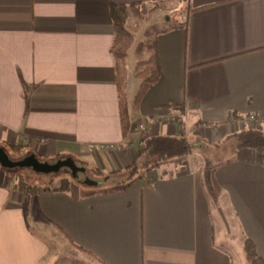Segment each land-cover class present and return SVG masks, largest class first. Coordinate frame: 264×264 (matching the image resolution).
<instances>
[{"label":"crops","instance_id":"1","mask_svg":"<svg viewBox=\"0 0 264 264\" xmlns=\"http://www.w3.org/2000/svg\"><path fill=\"white\" fill-rule=\"evenodd\" d=\"M156 1L0 0V142L111 171L131 163L140 134L216 141L251 126L249 115L263 125L264 0H176L161 11L159 78L123 137L109 3ZM203 168L193 150L183 168L161 163L123 190L69 180L31 201L0 167V264H41L56 241L76 259L59 264H235L221 241L236 249L244 238L264 260V162L240 149L213 169L214 197Z\"/></svg>","mask_w":264,"mask_h":264},{"label":"trees","instance_id":"2","mask_svg":"<svg viewBox=\"0 0 264 264\" xmlns=\"http://www.w3.org/2000/svg\"><path fill=\"white\" fill-rule=\"evenodd\" d=\"M175 1L158 0L150 4L136 2L129 4L109 3V12L113 24L111 53L115 62L121 130L125 138L129 135L131 125L138 121L133 120L131 111L136 112L138 110L140 99L158 80L160 74L157 46L159 30L155 25H151L144 31V39L136 45L137 58L134 75L138 78L139 83L130 107L125 89L126 77L123 69L128 50L134 43V32L138 31L141 23L151 18L156 11L170 9ZM29 143V141L26 144L2 142L1 145L6 148L8 153H19L28 149L34 152L40 161H54L59 158L70 157L93 175L95 179L109 177L110 182L106 187L114 190H123L135 181L148 179V173L161 163L170 160H179L181 168H183L184 159L188 153L198 150L204 162L203 185L209 194L214 197L215 192L211 183L213 169L233 159L240 149L254 150L258 154L259 159L264 162V124L258 127L244 126L241 130L225 135L216 141H208L197 136L186 137L184 132L178 135H147L137 142L131 163L111 171H104L98 165L82 160L70 153L55 154L52 157L41 156L32 150ZM21 169L5 170L15 175V187L19 191L29 194L31 201L42 191L68 190V186L54 183V173L38 172L33 168H28L26 173H23ZM73 246L79 251L91 255L85 249L75 244ZM242 248L245 259L249 264H264L263 258L258 254L255 244L250 238H244ZM91 257L96 259L93 255ZM97 261L100 262L99 260Z\"/></svg>","mask_w":264,"mask_h":264},{"label":"rangeland","instance_id":"3","mask_svg":"<svg viewBox=\"0 0 264 264\" xmlns=\"http://www.w3.org/2000/svg\"><path fill=\"white\" fill-rule=\"evenodd\" d=\"M161 11L162 10L156 11V13L151 18L141 23V26L138 31L134 32V46H132L129 51V57L127 58V72H126V81H127L126 83H127V89L129 93L130 102H132L133 100V94L136 91L137 83L139 81L138 78H136L133 73V69H134V65L136 61L134 48L139 42H141L144 39V31L148 29L151 25H155L158 28L166 23L168 14L165 15L166 13H161ZM179 17L181 16L179 15ZM250 127H253V126L251 125ZM140 135L141 137L145 136L143 134H140ZM1 143L2 142H0V144ZM196 151L197 153L200 154L198 150ZM29 152H32V151L25 149L19 153L9 152L8 154L13 159H20L24 157L25 155H27ZM27 170L28 168H22L21 172L26 173ZM12 176L15 178V175L13 173H12ZM85 178H89L97 182V185H94L93 188H106V185L110 182L109 177L95 179V177L91 175L87 170H85L84 172H80L76 174L75 176H73L69 168H63L62 170L54 174V180H55L54 183L60 184V183L67 182L69 180L78 183V182H83ZM107 191H109V189ZM213 212H214L213 218L215 220L218 219L219 215H218L217 210H214ZM228 212H229V208H225L222 211L225 217L226 216L229 217ZM233 232L237 233V230L233 229ZM228 244H229L228 242L221 241V245L232 249L235 264H249L248 261L245 259L244 251L241 248V242L239 243V247L236 249L231 248V246ZM235 246L237 247L236 240H233V247L235 248ZM71 250L73 251L74 249H71ZM75 262H76V259H75L74 253H72L66 246L56 241L52 246H50L48 253L45 256L44 260L41 262V264H48V263L49 264H59V263H75Z\"/></svg>","mask_w":264,"mask_h":264},{"label":"water","instance_id":"4","mask_svg":"<svg viewBox=\"0 0 264 264\" xmlns=\"http://www.w3.org/2000/svg\"><path fill=\"white\" fill-rule=\"evenodd\" d=\"M0 167L4 169H16V168H33L38 172L43 173H57L63 168H69L72 175L75 176V172H84L85 168L78 166L76 162L70 158H59L55 161H40L34 152H29L27 155L20 159H13L9 156L6 148L0 144ZM83 183L87 185H97V182L85 178Z\"/></svg>","mask_w":264,"mask_h":264},{"label":"built area","instance_id":"5","mask_svg":"<svg viewBox=\"0 0 264 264\" xmlns=\"http://www.w3.org/2000/svg\"><path fill=\"white\" fill-rule=\"evenodd\" d=\"M180 116V119H181V121H185L186 120V116L185 115H182V114H180L179 115ZM248 119L252 122V126L253 127H258L260 124L259 123H256V119H255V116L254 115H249L248 116ZM256 123V124H255ZM147 136V135H146ZM109 146H112V145H106V144H101V145H99V148H106V147H109ZM89 148L90 149H93V148H96V146L95 145H93V144H90L89 145Z\"/></svg>","mask_w":264,"mask_h":264},{"label":"flooded vegetation","instance_id":"6","mask_svg":"<svg viewBox=\"0 0 264 264\" xmlns=\"http://www.w3.org/2000/svg\"><path fill=\"white\" fill-rule=\"evenodd\" d=\"M81 171H77V172H75L74 174L76 175V174H78V173H80Z\"/></svg>","mask_w":264,"mask_h":264}]
</instances>
